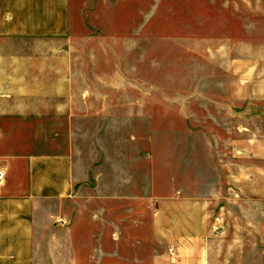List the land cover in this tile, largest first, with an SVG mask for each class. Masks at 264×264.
<instances>
[{"label": "rangeland", "instance_id": "374dc122", "mask_svg": "<svg viewBox=\"0 0 264 264\" xmlns=\"http://www.w3.org/2000/svg\"><path fill=\"white\" fill-rule=\"evenodd\" d=\"M73 13L77 40L97 42L76 49V57L99 60L90 66L93 74L118 76L107 107L97 101L92 108L93 116L105 118L100 140L109 153L97 154L105 175L80 188L70 217L38 247V259L164 264L169 249L155 228L163 223L157 197L164 195L165 154L178 155L181 146L194 152L198 139L227 138L233 129L237 140L245 127L264 135V108H247L249 94L258 102L264 83V0H73ZM51 101L0 97V112L6 110L0 123L12 125L22 148L40 151L37 131H49L57 119ZM115 137L123 139L125 173L133 164L132 191H116ZM153 173L155 198L142 190V184L151 188L146 182Z\"/></svg>", "mask_w": 264, "mask_h": 264}, {"label": "crops", "instance_id": "0c3cea01", "mask_svg": "<svg viewBox=\"0 0 264 264\" xmlns=\"http://www.w3.org/2000/svg\"><path fill=\"white\" fill-rule=\"evenodd\" d=\"M95 45L77 40L73 0H0V97L52 98L57 108L49 131L35 135L40 151L22 148L12 125L0 123V264H41L37 249L66 223L77 192L105 175L97 155L109 153L100 140L105 118L92 108L97 101L107 107L118 76L93 74L90 66L102 63L75 55ZM261 85L258 102L250 93L247 108H264ZM231 135L198 139L194 152L181 146L178 155L165 154L164 195L157 197L163 223L155 228L169 249L164 264H264V135L251 127L239 140L235 129ZM122 141L110 144L117 192L137 186L133 164L125 173ZM154 180L155 173L146 182L151 188L142 184L153 198Z\"/></svg>", "mask_w": 264, "mask_h": 264}, {"label": "built area", "instance_id": "2783aa9c", "mask_svg": "<svg viewBox=\"0 0 264 264\" xmlns=\"http://www.w3.org/2000/svg\"><path fill=\"white\" fill-rule=\"evenodd\" d=\"M4 181V174L2 172H0V186L3 184ZM223 233L221 228H217V230L215 231V235L217 236H221Z\"/></svg>", "mask_w": 264, "mask_h": 264}]
</instances>
